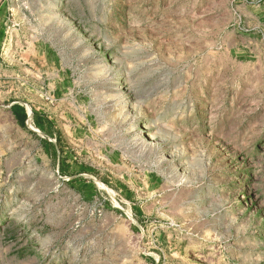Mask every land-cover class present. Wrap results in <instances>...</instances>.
I'll return each instance as SVG.
<instances>
[{"label": "rangeland", "instance_id": "1", "mask_svg": "<svg viewBox=\"0 0 264 264\" xmlns=\"http://www.w3.org/2000/svg\"><path fill=\"white\" fill-rule=\"evenodd\" d=\"M263 2L0 0V264H264Z\"/></svg>", "mask_w": 264, "mask_h": 264}, {"label": "trees", "instance_id": "2", "mask_svg": "<svg viewBox=\"0 0 264 264\" xmlns=\"http://www.w3.org/2000/svg\"><path fill=\"white\" fill-rule=\"evenodd\" d=\"M11 112L17 121L24 122L27 118L25 110L23 108H20L19 106H12ZM33 125L42 130L44 128L45 123L42 117H40L38 114H33Z\"/></svg>", "mask_w": 264, "mask_h": 264}, {"label": "crops", "instance_id": "3", "mask_svg": "<svg viewBox=\"0 0 264 264\" xmlns=\"http://www.w3.org/2000/svg\"><path fill=\"white\" fill-rule=\"evenodd\" d=\"M263 4V6H264V2L262 3ZM263 13H264V9H263ZM1 25V24H0ZM1 30V29H0ZM19 123H22V121H18Z\"/></svg>", "mask_w": 264, "mask_h": 264}, {"label": "bare ground", "instance_id": "4", "mask_svg": "<svg viewBox=\"0 0 264 264\" xmlns=\"http://www.w3.org/2000/svg\"><path fill=\"white\" fill-rule=\"evenodd\" d=\"M55 2V1H54ZM101 187V186H100Z\"/></svg>", "mask_w": 264, "mask_h": 264}]
</instances>
